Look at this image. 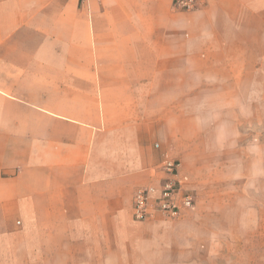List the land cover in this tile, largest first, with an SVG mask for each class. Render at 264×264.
I'll use <instances>...</instances> for the list:
<instances>
[{
  "label": "crops",
  "instance_id": "1",
  "mask_svg": "<svg viewBox=\"0 0 264 264\" xmlns=\"http://www.w3.org/2000/svg\"><path fill=\"white\" fill-rule=\"evenodd\" d=\"M254 55L264 0H0V264L195 263L181 230L245 182ZM167 159L194 207L135 220Z\"/></svg>",
  "mask_w": 264,
  "mask_h": 264
},
{
  "label": "rangeland",
  "instance_id": "2",
  "mask_svg": "<svg viewBox=\"0 0 264 264\" xmlns=\"http://www.w3.org/2000/svg\"><path fill=\"white\" fill-rule=\"evenodd\" d=\"M252 60L259 69L247 73L243 98L254 101L241 106L245 116L250 114L241 122L245 155L251 156L244 161L245 182L237 193L228 191L232 206L225 215L205 217L203 227L181 228L182 241L196 238L193 254L199 258L193 264H264V55Z\"/></svg>",
  "mask_w": 264,
  "mask_h": 264
},
{
  "label": "built area",
  "instance_id": "3",
  "mask_svg": "<svg viewBox=\"0 0 264 264\" xmlns=\"http://www.w3.org/2000/svg\"><path fill=\"white\" fill-rule=\"evenodd\" d=\"M197 6L198 0H172V7L177 10H193ZM179 167L178 160H165L159 183L141 186L135 190L132 198V216L135 220L146 221L155 215L175 219L183 210L194 207V195L187 188L186 179L180 176Z\"/></svg>",
  "mask_w": 264,
  "mask_h": 264
}]
</instances>
